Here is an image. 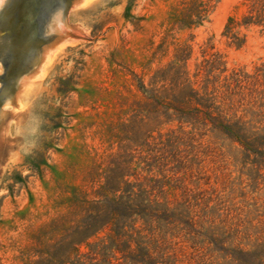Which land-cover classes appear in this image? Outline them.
I'll return each mask as SVG.
<instances>
[{"label": "rangeland", "instance_id": "obj_1", "mask_svg": "<svg viewBox=\"0 0 264 264\" xmlns=\"http://www.w3.org/2000/svg\"><path fill=\"white\" fill-rule=\"evenodd\" d=\"M44 1L14 0L2 16L0 35L7 43L0 44V53L11 63L40 44L37 18ZM60 1L48 2L46 11ZM191 1L71 0L66 34L44 43L41 64L0 109V264L36 261V251L57 240L51 223L66 214L73 190L90 192L104 181L109 156L129 145L132 107L141 99L134 75L148 83L177 53L189 57L191 75L212 54L221 56L226 74H254L264 64V38L256 30L241 29L247 35L241 50L222 36L230 19L245 14V0H209L203 25L182 29L176 22ZM250 99L237 102L235 110L259 121L246 112ZM171 129L177 125L161 132ZM195 138L197 148L180 154L189 155L185 165L155 167L150 175L161 179L165 169L171 202L184 193L195 196L199 212L209 200L215 223L230 231L235 244L249 251L264 246V170L258 175L228 141ZM131 146L141 160L136 172L148 175L146 147ZM169 247L179 264H234L181 240Z\"/></svg>", "mask_w": 264, "mask_h": 264}, {"label": "trees", "instance_id": "obj_2", "mask_svg": "<svg viewBox=\"0 0 264 264\" xmlns=\"http://www.w3.org/2000/svg\"><path fill=\"white\" fill-rule=\"evenodd\" d=\"M245 4L242 18L230 19L222 33L236 50L247 42L241 29L256 30L264 38V0ZM208 13L209 0H192L176 23L182 29L199 27ZM188 58L177 53L148 83L134 75L141 99L132 107L129 145L109 156L98 188L73 190L66 214L51 223L57 240L41 246L38 259L29 264H179L169 247L175 240L189 243L194 251L218 253L234 264H264V246L249 251L235 244L230 231L215 223L209 200L199 212L195 196L184 193L181 201L171 202L165 169L161 179L150 175L155 167L185 165L189 155L180 154L197 148L196 136L228 141L258 175L264 170V64L254 74L236 69L226 74L221 56L212 54L196 64L191 75ZM247 95L251 99L246 112L259 121L238 116L235 110ZM173 124L177 129L161 132ZM131 145L146 147L148 175L136 172L141 160L136 161L137 149Z\"/></svg>", "mask_w": 264, "mask_h": 264}, {"label": "water", "instance_id": "obj_3", "mask_svg": "<svg viewBox=\"0 0 264 264\" xmlns=\"http://www.w3.org/2000/svg\"><path fill=\"white\" fill-rule=\"evenodd\" d=\"M52 0H45L42 3L43 7L39 13L37 23L39 27V40L40 44L34 48L29 49L23 54L16 64L17 71L12 74L11 67L5 60L1 61L3 66V75H0V79L3 81L2 88H0V109L7 102H10L13 98L18 82L31 72H34L43 60L41 54L44 43L53 41L56 38H62L66 31L64 30L65 19L71 6V0H62L56 5H52L49 10L44 7L48 2ZM14 0H4L0 6V30L2 29V16L12 6ZM56 18L60 19V25L56 24ZM4 36H0V41H5ZM1 116V115H0Z\"/></svg>", "mask_w": 264, "mask_h": 264}, {"label": "flooded vegetation", "instance_id": "obj_4", "mask_svg": "<svg viewBox=\"0 0 264 264\" xmlns=\"http://www.w3.org/2000/svg\"><path fill=\"white\" fill-rule=\"evenodd\" d=\"M13 4H14V3H13ZM13 4H12V6H13ZM12 6H11V7H12ZM11 7H10V9H11ZM10 9H9V10H10ZM9 10H8V11H9ZM8 11H7V12H8ZM40 12H41V11H40ZM40 12H39V13H40ZM38 16H39V14H38ZM37 19H38V18H37ZM21 28L23 29V27H21ZM1 35L4 36V37L6 38V36H5L4 34H1ZM1 35H0V36H1ZM0 42H1V41H0ZM2 43H5V44H6V43H7V38H6L5 41H2L0 44H2ZM26 47H27V46H26ZM29 49H31V48H28V47H27V48L25 49V52H26L27 50H29ZM21 56H22V55H21ZM21 56H20V57H21ZM20 57H18V59H16L15 62H12V63H11L10 61H8V60L5 58V56H4L2 53H0V61L5 60V62H7V63L9 64V66L12 68L11 71H14L13 69H15V72L17 71L16 64H17V62L19 61V58H20Z\"/></svg>", "mask_w": 264, "mask_h": 264}, {"label": "bare ground", "instance_id": "obj_5", "mask_svg": "<svg viewBox=\"0 0 264 264\" xmlns=\"http://www.w3.org/2000/svg\"><path fill=\"white\" fill-rule=\"evenodd\" d=\"M4 0H0V6L1 4L3 3ZM56 24H59L60 25V19L59 18H56V21H55ZM53 53V52H52ZM54 55V54H53ZM50 59V53H47L45 55V61H48ZM38 71V70H37Z\"/></svg>", "mask_w": 264, "mask_h": 264}]
</instances>
